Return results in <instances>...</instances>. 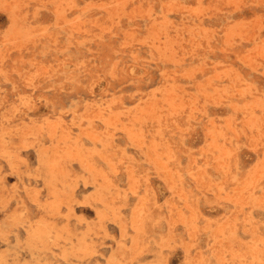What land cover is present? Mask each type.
Here are the masks:
<instances>
[{
	"label": "rangeland",
	"instance_id": "obj_1",
	"mask_svg": "<svg viewBox=\"0 0 264 264\" xmlns=\"http://www.w3.org/2000/svg\"><path fill=\"white\" fill-rule=\"evenodd\" d=\"M0 264H264V0H0Z\"/></svg>",
	"mask_w": 264,
	"mask_h": 264
}]
</instances>
